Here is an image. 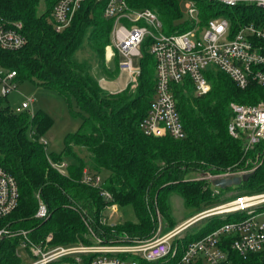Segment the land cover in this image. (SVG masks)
<instances>
[{"label":"trees","instance_id":"16d2710c","mask_svg":"<svg viewBox=\"0 0 264 264\" xmlns=\"http://www.w3.org/2000/svg\"><path fill=\"white\" fill-rule=\"evenodd\" d=\"M58 1L0 0V19L7 23L21 22L27 38V44L18 50H0V67L16 71L18 82L38 81L69 100L74 98L82 118L78 131L66 136L62 154H49L42 136L52 127V117L44 111L34 115L28 111L16 113L6 103L7 97L0 96V164L15 177L20 192L17 209L0 225L29 230L35 244L45 243L50 234L52 240L48 247L80 241L92 243L84 220L108 241L120 235L147 240L156 228L157 211L162 216H171L172 196H180L186 211L195 213L222 201L211 196L208 180H197V176L191 179V173L219 174L238 169L258 154L263 160L255 165L253 176L243 185L254 193L264 191V148L245 155L242 143L228 131L231 103L264 101V87L252 83L241 89L224 72L209 68L205 74L211 90L203 96H196L188 79L184 84L173 85L186 137L148 136L142 131L141 122L155 95L154 58L147 50L143 51L135 91L130 93L128 89L110 95L93 74V60L109 79L119 75L118 56L111 66L105 58L106 48L111 44L114 19L104 17V7L96 0H86L71 24L57 32L52 12ZM128 1L133 8H150L157 12L168 33L189 28L188 22L175 25L181 17L182 1H191L197 6L201 26L220 15L229 18L234 27L251 21L264 23V10L242 4L228 7L212 0ZM42 2L43 10L40 9ZM86 48L90 56L80 59L78 53ZM81 152H85L84 157ZM63 156L75 160L65 174L51 165V161H62ZM85 168L96 174L102 170L109 172L101 188L111 194V203L119 207L131 206L136 220L117 224L115 228L100 224L108 202L101 196L99 188L82 182ZM38 195L49 210V217L44 220L35 218ZM234 215L238 216H212L208 222L198 225L200 230L196 234L185 233L181 253L191 242L215 231L224 221H231L230 217ZM19 238L0 243V264H20L16 255ZM232 241L233 236H224V248L229 251L232 264H264V252L242 256L231 249ZM131 258L138 264L176 262L173 259L146 262L136 255Z\"/></svg>","mask_w":264,"mask_h":264},{"label":"built area","instance_id":"2783aa9c","mask_svg":"<svg viewBox=\"0 0 264 264\" xmlns=\"http://www.w3.org/2000/svg\"><path fill=\"white\" fill-rule=\"evenodd\" d=\"M86 0H59L52 12L55 31L62 32L72 22L75 13ZM228 7L239 4L264 10V0H212ZM104 7V17L114 19L109 54L120 57L119 67L129 73L131 83H137L141 69L134 67V58H143V47L156 63L155 95L147 116L141 122L142 131L148 136H171L184 139L186 131L180 118L174 84L190 81L196 96H203L211 90L206 77L209 68L227 74L241 89L256 83L264 87V23L251 21L239 23L234 27L224 15L210 19L201 26L199 18L191 21V28L166 34L164 24L157 12L150 8L136 9L128 0H96ZM189 2L190 13H197V6ZM21 22L7 23L0 19V50H18L27 44L22 32ZM203 32V36L201 33ZM145 45V46H144ZM17 72L0 67V96L6 98L16 89ZM135 86V85H134ZM33 99L24 101L14 111L31 113ZM232 118L228 125L230 135L242 143L247 155L264 148V101L255 104L231 103ZM32 114V113H31ZM44 144L47 142H44ZM260 154L257 155L259 159ZM245 167L228 169L219 174L206 173L202 178L210 183L215 178L227 175L242 176L254 170L250 168L253 160L248 159ZM257 162L254 164V168ZM60 173H65L68 164L51 161ZM82 182L100 189L101 196L108 202L107 209L117 210L111 203V194L101 188V177L88 168L83 170ZM35 218L44 220L49 217L47 205L40 199ZM20 192L17 180L0 164V222L10 217L19 205ZM210 211V212H209ZM237 214L235 221H227L215 231L201 239L191 242L181 253L177 235L182 230L158 231L147 240H133L123 236L121 242L114 239L108 244L98 245L99 236L87 220L85 224L91 233L92 243L78 242L72 245L48 247L52 235L45 243L35 244L30 239L29 230H15L9 225L0 227V243L6 239L20 237L16 255L20 259L19 247L29 252L33 261L26 264H138L131 258L136 255L146 262L176 260L174 264H232L229 251L224 248V236H233L231 249L246 256L249 253L264 252V225L258 219L264 215V191L238 194L219 207L199 213L206 218L216 215ZM198 215L191 218L194 220ZM200 219V218H199ZM100 224H108L101 216ZM93 235V236H91ZM101 237V236H100ZM102 238V237H101ZM177 239V240H176ZM120 240V239H115ZM177 241V242H176ZM93 257L87 261V258Z\"/></svg>","mask_w":264,"mask_h":264},{"label":"rangeland","instance_id":"374dc122","mask_svg":"<svg viewBox=\"0 0 264 264\" xmlns=\"http://www.w3.org/2000/svg\"><path fill=\"white\" fill-rule=\"evenodd\" d=\"M40 9L41 10L44 9L43 2L40 5ZM180 10H181V17L175 22V25H183L188 22L189 27L191 28V24H190L191 21L199 18L197 16V13H193V14L190 13V6L188 1L181 2ZM165 33L170 34L168 32ZM201 36H203V32L201 33ZM146 50H148L147 46L144 47L143 51L146 52ZM89 52H90L89 49L86 48L85 50L80 51L78 53V56L80 59L88 58L90 56ZM116 56H118V54L115 53L114 56H112L109 54V51H107L106 49L105 58H106V63L109 66H111V63L113 62V60H115ZM118 58L120 60L119 56ZM134 67L136 69L140 68V60L138 58H134ZM93 74L97 77L100 85L110 95H115L124 92L125 90L128 89H130L129 92L131 93L135 91L138 86V83L136 84L131 83V78L129 77L128 81L125 80L121 84V86H119L120 88L118 89L120 90L111 89L109 87V84H111L110 83L111 79H109V77L105 76V74H103L102 71H100L98 63L95 60H93ZM119 77L122 78L121 75H119ZM28 99H33V103L31 105V113L33 115L39 111H44L47 112L53 119L52 127L49 130H47L46 133L42 136V140H44V142H47L46 143L47 152L49 154L51 153L57 155L62 154L66 136L68 134L77 132L82 123V118L80 116V109L78 108L76 100L74 98H71V100H69L59 95L56 91L40 85L38 81L23 80L17 82L16 89L7 96L6 103L10 106L12 110H15L17 107L21 106V104L24 101H27ZM80 154L83 157L85 156V152H81ZM250 160H254L250 166V168L254 170L257 166L256 164L255 168L253 167L255 162L259 164L262 162L263 159L250 158ZM62 161L67 163L68 167L75 163V160L72 157H67V156H63ZM65 173H67V171ZM98 175L101 177L102 182H105L109 176V172L107 170H102L100 173H98ZM189 176H190L189 178L191 179L196 178L197 176L196 178L197 180H206L202 178V173L201 174L191 173ZM211 187H212L211 196L213 198L215 197L219 198L222 201L219 203H215L212 206H208L207 208L203 209L198 213L186 211L183 199L177 195L172 196L171 216L170 217L162 216V214L159 211H157V217H156L157 224H156V228H154L152 236H154V234L158 231L160 227H163L164 232H168L170 230H182L183 228H185L176 237L179 240L178 242L180 246L184 241L183 238L185 237V233L196 234L200 230L198 225L200 223L208 222V219L212 217L210 216L206 218H201V216L199 217L198 215L199 213L213 208H217L225 201L235 198L238 194L254 193L253 191L248 190L245 185L232 187L226 190H221L219 188L213 187L212 184ZM195 215H198L197 218L191 220V218ZM101 216H103L107 220L108 224H114L115 226L120 223L122 225L126 221L136 220L135 212L131 206H127V207L118 206L116 211L113 210L112 208L107 209V207H105L104 211H102ZM218 216L220 217L222 215H218ZM238 218L239 216L234 215L230 217V220L235 221ZM9 220L12 221V219ZM9 220H6L5 222L9 223ZM258 221L260 226L264 225V215H262L258 219ZM223 223H225V221ZM115 226H111V227L115 228ZM0 227H4V225H0ZM88 231L89 233H91L89 229ZM102 234L105 233L102 231ZM49 235L46 238H48ZM101 237L99 236L101 242L99 241L98 245L100 246V245L108 244L109 241L107 240V238L104 236L102 238ZM122 238L123 235H120L116 238L120 240H114V241L121 242ZM18 250L21 256L20 264H26L34 260V258L31 257L29 252L24 248L19 247Z\"/></svg>","mask_w":264,"mask_h":264},{"label":"water","instance_id":"95a60500","mask_svg":"<svg viewBox=\"0 0 264 264\" xmlns=\"http://www.w3.org/2000/svg\"><path fill=\"white\" fill-rule=\"evenodd\" d=\"M253 172L246 173L242 176L227 175L222 178H215L211 181L212 186L221 190H226L232 187L241 186L246 183L252 176Z\"/></svg>","mask_w":264,"mask_h":264},{"label":"crops","instance_id":"0c3cea01","mask_svg":"<svg viewBox=\"0 0 264 264\" xmlns=\"http://www.w3.org/2000/svg\"><path fill=\"white\" fill-rule=\"evenodd\" d=\"M119 75H121L122 78H120ZM119 75L115 79H111V82H110L111 84H109V87L113 90H120V89H118V88H120L119 86H121V84L125 80L128 81V78L130 77L128 72L121 70V69H120Z\"/></svg>","mask_w":264,"mask_h":264}]
</instances>
